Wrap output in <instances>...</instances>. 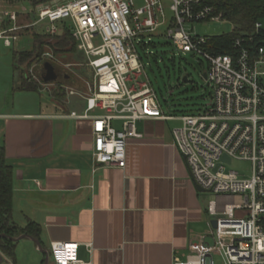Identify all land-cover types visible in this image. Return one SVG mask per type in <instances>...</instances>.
<instances>
[{"label":"built area","instance_id":"built-area-1","mask_svg":"<svg viewBox=\"0 0 264 264\" xmlns=\"http://www.w3.org/2000/svg\"><path fill=\"white\" fill-rule=\"evenodd\" d=\"M143 1L140 8L135 0H51L37 6L35 25L44 23L45 33L54 37L66 24L92 73L82 95L84 109L68 116L91 122L95 162L117 168L127 165L129 140L143 137L139 121H179L173 129L175 145L195 184L215 194L216 200L207 205V235L192 242L184 257L175 255L172 264H215L216 254L224 264H264V40L248 38V43L238 37L234 51L215 54L212 36L192 32L194 23L222 19L203 0H168L170 17L164 0ZM16 18L13 11L0 12V38L7 46L18 39L13 33L20 29ZM6 20L13 24L3 27ZM161 27L178 51L209 63L211 102L195 113H165L148 77L140 80L145 65L137 44ZM263 30L264 22L257 21L255 32ZM45 56L55 58L49 50ZM235 159L251 163L248 175L228 169ZM78 247L52 241L49 261L92 264L78 258ZM87 248L92 252V243Z\"/></svg>","mask_w":264,"mask_h":264},{"label":"crops","instance_id":"crops-1","mask_svg":"<svg viewBox=\"0 0 264 264\" xmlns=\"http://www.w3.org/2000/svg\"><path fill=\"white\" fill-rule=\"evenodd\" d=\"M15 4L0 0V12H15L21 30L35 26L25 8L10 9ZM12 82L5 83L12 101L0 103V146L14 169L18 226L29 218L49 245L79 243L78 258L92 264H172L207 235V191L175 145V126L167 125L174 120L139 121L143 137L129 140L126 167H104L93 156L91 122L68 116L82 109L51 111L35 92L33 103H23Z\"/></svg>","mask_w":264,"mask_h":264},{"label":"rangeland","instance_id":"rangeland-1","mask_svg":"<svg viewBox=\"0 0 264 264\" xmlns=\"http://www.w3.org/2000/svg\"><path fill=\"white\" fill-rule=\"evenodd\" d=\"M51 0H44L42 3L50 2ZM62 3L65 0H56ZM136 7L144 6L143 0H135ZM166 13L172 16L169 8V1L164 0ZM7 4H9L7 2ZM28 11L31 19L38 20V8H35L29 0H19L10 9L20 12ZM193 33L198 36H218L222 34H229L233 30V25L224 20L218 21H202L194 23ZM44 30V23L36 24L34 29L29 31H22L19 39L14 42L12 47H6L5 42L0 38V103H8L13 99V87L7 90L11 82L17 87L20 84V77L23 75L30 81L37 84L38 91L24 92L21 91V101L23 103H33L35 95L41 99L43 107L49 106L51 111H61L59 107H69L73 109H84L85 101L82 95L87 91V81L92 80V73L86 66V57L82 52H76L69 56H57L51 46H47L41 58L34 62L30 67L24 68L23 71L19 68L14 70L12 62L14 61V52L19 50H26L31 48L33 43L34 32ZM165 27H161L157 32L142 37L144 43L147 45L143 48L142 44H137V49L142 57L145 65L143 75L140 80L148 79L153 84L156 90L160 104L169 115L177 114H192L199 109H203L211 102V86L204 78L203 74L208 70L209 63L204 57L193 56L191 54H183L178 51L174 44L165 36ZM163 34V36H161ZM149 42L153 43L149 45ZM169 42V43H168ZM53 52L55 58L47 59L46 51ZM159 54V61L152 58V54ZM49 61L52 64L56 63V71L59 73L57 81L44 82L42 75L45 73L43 64ZM55 66V64H53ZM21 70V72H20ZM64 74H67V79H64ZM147 76V77H146ZM188 76V81L184 82L183 78ZM181 78V80H180ZM9 83L8 86L5 83ZM63 83V84H61ZM59 88L65 91V97L55 95V90ZM75 90L76 94L72 95L69 92ZM169 127H176L180 125L179 121H169ZM228 169H235L241 174L248 175L251 170V163L246 160H233ZM207 205L211 200H216L215 194L206 192ZM13 217L17 222H20L18 212H14ZM209 230V228H208ZM43 247L49 249V239L45 237L41 239ZM0 264H40L44 258V254L38 250L37 245L30 239L23 238L18 241L15 256L3 254ZM215 264H224V258L216 254L214 256ZM48 264H54L51 258Z\"/></svg>","mask_w":264,"mask_h":264},{"label":"trees","instance_id":"trees-1","mask_svg":"<svg viewBox=\"0 0 264 264\" xmlns=\"http://www.w3.org/2000/svg\"><path fill=\"white\" fill-rule=\"evenodd\" d=\"M10 4L17 3L19 0H5ZM36 8L44 0H29ZM205 5L213 8L215 15H220L222 19L233 25V30L229 34L212 36L213 52L215 54H228L234 51L233 42L238 37L247 38V42L253 38L255 42L260 43L264 40V30L260 33L255 32V23L257 21L264 22V0H203ZM12 22L6 20L3 27L11 26ZM62 33L51 37L45 33V30L34 32L33 43L31 48L14 52L13 68L14 70L30 67L34 62L41 58L47 46H51L57 56H69L75 54L77 50V42L73 38L70 29L66 24L62 26ZM34 26H28L24 29L14 31L15 34H21L22 31H31ZM169 43V42H168ZM153 43L149 42V45ZM147 44L142 43L144 48ZM154 45V44H153ZM152 58L159 61V54L153 53ZM140 59L142 57L140 56ZM55 67L57 68L56 63ZM20 70V72H21ZM68 75L64 74L63 78L67 79ZM181 80V78H180ZM184 81V79H183ZM186 82V81H184ZM63 84V83H61ZM152 84V83H151ZM153 86V84H152ZM16 90H26L37 92V84L30 81L27 77L21 75L20 84ZM156 91V90H155ZM157 93V92H156ZM65 97V91L57 88L55 95ZM158 95V94H157ZM159 98V97H158ZM198 111V110H197ZM175 115V114H173ZM177 115V114H176ZM13 167L8 164L4 147L0 146V234H6L5 237L0 236V251L3 254L15 256V249L18 241H13L10 237H19L20 235H30L40 238L41 226L27 219L24 227L16 224L13 217ZM44 246V245H43ZM2 257V256H1ZM3 258V257H2ZM45 256L40 264H44Z\"/></svg>","mask_w":264,"mask_h":264},{"label":"water","instance_id":"water-1","mask_svg":"<svg viewBox=\"0 0 264 264\" xmlns=\"http://www.w3.org/2000/svg\"><path fill=\"white\" fill-rule=\"evenodd\" d=\"M43 67H44V70H45V73L42 75V79L44 82H52V81H57L58 79V73L56 71V68L55 66L49 62V61H46L44 64H43ZM204 78L207 79V73L205 72L203 74ZM184 81H188V76H185L184 78ZM200 190L204 191L202 188L199 187ZM212 224L213 226L215 227L216 226V220H213L212 221ZM0 236L2 237H5L6 234H0ZM13 241H19L23 238H29L30 240H32L36 245H37V248L39 251H41L44 255H45V261H44V264H48L49 263V256H48V252H47V249L43 247L41 241L36 238V237H33V236H30V235H20L19 237H10ZM0 261H2V257L0 256Z\"/></svg>","mask_w":264,"mask_h":264},{"label":"flooded vegetation","instance_id":"flooded-vegetation-1","mask_svg":"<svg viewBox=\"0 0 264 264\" xmlns=\"http://www.w3.org/2000/svg\"><path fill=\"white\" fill-rule=\"evenodd\" d=\"M59 75H60V74L58 73V77H59Z\"/></svg>","mask_w":264,"mask_h":264}]
</instances>
